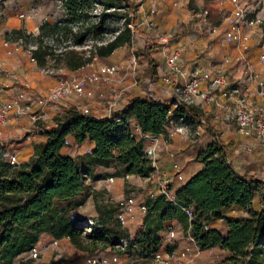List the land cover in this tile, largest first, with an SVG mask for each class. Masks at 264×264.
Wrapping results in <instances>:
<instances>
[{
    "label": "trees",
    "instance_id": "1",
    "mask_svg": "<svg viewBox=\"0 0 264 264\" xmlns=\"http://www.w3.org/2000/svg\"><path fill=\"white\" fill-rule=\"evenodd\" d=\"M96 3L101 6L98 14L92 11ZM62 7L68 19L65 25L47 17L38 27L37 47L31 51L38 66L50 54L41 40L44 35L64 32L73 37L74 44H79L85 35L102 33L109 17L122 19L123 26L109 41L94 45L92 56L104 62L116 50L132 43L131 25L136 23L140 3L63 0ZM70 21L90 23L83 31L81 28L73 31L66 25ZM12 33L16 41L24 34L21 29ZM158 45L147 42L142 49L149 77L154 80L159 60L151 54L158 52ZM66 55L67 68L72 71L85 67L91 60L79 57L73 49ZM62 113L55 117L54 126L42 132L44 140L33 146L28 161L8 162L7 151L0 144V264H14L17 258L24 257L43 233L69 240L83 255L113 249L127 239V247L118 252L146 258L159 250L161 232L174 223L185 234L190 233L201 251L213 248L224 251L221 264H264V197L261 208L255 209L253 181L234 170L229 163L228 148L220 138L196 156L202 166L175 191L177 204L158 191L153 197L145 196L142 230L135 238H130L117 217L119 204L96 206L98 216L93 220L71 217L70 212L85 202L88 196L85 179L86 176L96 179V167L115 164L124 175L150 177L152 167L144 156L145 142L138 136L136 126L142 134L157 135L166 133L165 126L171 117L201 124L199 108L192 104L174 106L173 98L160 101L137 96L119 111L120 122L83 115L73 106ZM68 137L77 143L90 142L91 153L68 155L65 144ZM149 186L153 187V179ZM184 209L190 210L191 217ZM172 249L173 246L166 245L164 250ZM21 264L46 263L28 258Z\"/></svg>",
    "mask_w": 264,
    "mask_h": 264
},
{
    "label": "crops",
    "instance_id": "2",
    "mask_svg": "<svg viewBox=\"0 0 264 264\" xmlns=\"http://www.w3.org/2000/svg\"><path fill=\"white\" fill-rule=\"evenodd\" d=\"M240 1L244 6L248 8L250 12L249 16L251 18H258L262 21V24L260 26L255 25L246 28L244 30V34L248 38L246 41V57L248 63L250 64L251 69L259 75V80L264 82V0ZM16 2L17 3H14L12 0H4L1 3L0 1V94L3 101L10 102L13 101L16 98L17 94H19L20 92L26 93L30 96L28 102L31 105L32 113H39V101L43 98V95H41L42 92L47 91L52 86V84H55L57 81L45 78L44 71H42L40 66L36 64L35 60H33L31 56L24 50L20 49L16 42L13 43L6 40L5 33H11V31L15 29H21L22 31L26 32H33L39 27V25L42 24V22L47 17L51 18V16H48L46 7L41 4L39 5V3L35 4V2L31 0H16ZM147 2L151 1L143 0L142 2H140V5H142L143 3L146 8L152 7L151 4L149 3L148 5ZM187 2L189 1L159 0L155 3L158 10H160L159 8H161L165 16L167 15L165 14V9L170 10L169 14L167 15L168 20L166 31L164 32L163 30H160L162 33H167L170 36V41L167 47L170 49L179 48L182 50V63L187 69H190L193 61L196 60L202 64H223L229 80L235 85H242L244 80L241 68L242 66L235 62L234 59L227 63L224 62V58L227 55L235 57L237 55V51L234 47H232V45L229 44L223 46L220 42L224 30L228 28V25L226 24L224 19L229 12L230 6L228 4L223 5L222 0H212V2L207 4V8L210 9L211 12L217 11L220 14L219 23L218 21L215 22L213 18L207 19L204 16L201 18L202 20L196 17L194 21H176V10H178L184 3L186 4ZM1 4H3V6ZM183 24L184 28H181ZM205 27H208L206 29L208 31V34L204 33ZM202 40L205 41L199 44V42H201ZM193 41H195L196 43V48H192L190 46V43ZM209 41L214 43V46H212ZM207 43L209 44L208 47ZM130 49H132L130 45L123 46L116 50L112 56L108 57L105 60V62L115 65L117 71L109 79H107V77H103V79L101 78L97 82L96 87L93 90H91V87H87V91L91 90L88 96H84L80 99L75 97L73 101H62L55 103L50 107H47V111L54 116H59V113H62L65 108L73 106L76 107V109L79 111H81L83 108H87L90 111L91 115L102 118L107 112L108 104L112 101V94L115 90L121 88L124 89V99L117 102L113 107V114L115 115H119V111L126 106L131 98L137 96H145L144 94L146 88L139 85H133L132 81L134 80V77L132 78V76L128 74V76L123 78L127 70V62L124 54L127 50ZM157 54H159L161 58L158 59L155 56ZM151 55L159 60L156 67L157 79H155L158 83L161 76L166 72L164 59L159 45L158 52H153ZM144 63L146 64V70L149 73L147 61ZM81 69L85 70L86 67H83ZM149 79L151 81H154V79H151L150 77ZM108 80H110L111 82H109ZM58 83L59 82H57L55 85H57ZM109 83L110 85H108ZM99 88H101L102 90L105 89V91H109L111 95L110 100H106V103L105 101L95 100V94L96 91L99 90ZM154 94L163 96L164 100L171 99L169 95L164 94L159 86L155 88ZM255 98L257 102L264 103V97L256 96ZM102 102L105 103V105ZM101 105L103 106L101 107ZM100 107L103 109L101 110ZM197 108H199L202 112L201 122L204 121V123L201 124L196 123L195 127L197 128V132H199L200 130L202 132L201 127H204L206 121L209 122V125H206V127H212V125L210 124V122H212L215 128L213 126V129H210V131L213 135H215L216 138L222 139L224 144H226L228 148V159L231 162L234 170L239 175L245 176L248 181L264 182V177H262L264 171H260V169L258 170V167H256L258 161L264 159V147L259 145L254 138L244 137L240 133L235 122L233 120H226L223 111H221L220 109H217L212 105L206 103H199ZM92 112L94 114H92ZM26 118V122L34 128L38 127L39 122H49V118L39 119L36 122H32L29 117ZM23 120H25V118H18L15 113H11L8 117L7 122L0 130V144H5V146L8 147L7 153L9 152L10 157L14 154L15 150L17 151L16 159L18 163L28 161L30 156L33 154V146L36 143L44 140V136L42 135L43 129H35V134L32 137L34 138L35 136H37L39 137V140L34 141L35 143L33 146L29 145V143H26L25 141H21L20 143L14 142L15 140L18 141L21 139L19 136L20 132L23 129ZM230 123H232L234 127ZM54 125L55 124H51L49 127L51 128ZM215 129L220 132L219 136ZM215 137L211 136V140L204 142L203 145H201V147L197 149V151H195L194 155H191L190 152L185 151L187 149L186 147H190V143L187 140L182 141L183 137L179 135V133L173 134V136L171 137V147L169 148V150L166 149L165 151H162L159 158L160 167L175 174L173 177V181L169 186L172 193H175V191L179 189L181 185L185 184L188 179L201 168L202 164L196 161V156L202 150H205L206 147L216 139ZM67 142V154L72 157L83 155L85 150L92 148V144L90 142L85 141L83 143H77L73 140L72 137H68ZM171 150L176 153L175 157L170 156ZM174 163L179 164L178 172L181 178L177 176L173 169ZM112 166L113 165H101L96 167V179L92 180L88 176V178L85 180V183L90 185L91 188H95L94 183H103L101 181L113 178V176H111L110 174L108 175L107 173L104 174L97 172V170L99 169L108 171ZM261 168H263L264 170V165L261 166ZM87 180L90 182L87 183ZM129 180L130 182L133 181L142 183V181H149L148 184L151 183L150 177H140L136 175H129L126 181ZM113 183L104 182V188H106L108 192L113 193V198L117 200V203L120 206L118 215H120L122 218V227L126 229L130 238L133 239L142 230L143 219L145 216V211L142 210V203L145 196L147 195V191L151 188V186H148L144 191H142V193L138 192L137 194H135L134 192H131L127 193L126 196H123V190L120 192V189L123 186L122 183L117 182L116 185H114ZM91 197L92 194L90 192L88 193L85 202L77 208L73 209L70 214H75V217L80 219H86L88 217L96 218L98 216L97 211L95 209L91 210L88 205L86 206V204H89V200ZM130 198L134 199V202L132 204H129L127 202L124 205L120 204L121 202H125ZM255 203L256 200L254 199V207ZM87 210H89V213L87 212ZM171 226L174 229L175 238H169L166 229L161 232V246L157 251L161 255L160 259L165 258L167 260V256L169 253L173 251H180L183 248L182 243L188 245L186 234L181 230L180 225L178 223H174ZM52 239H54V237H52L50 234L43 233L40 236V240L37 246L44 245L43 241L46 240H48L49 243ZM58 240V248L63 247V245L69 243L73 253L75 255L79 254L77 249H75L74 245L69 240ZM166 245L173 246L171 252L164 250ZM58 248H50L48 252H52V250ZM60 250L61 248L58 249V251ZM203 252L204 251H200V253ZM23 258L24 257L21 256L18 259ZM151 258L156 259L154 256H148L146 258L135 257L132 260V264H136L138 261H144ZM56 260H58V264H63V259H61L60 255L56 256ZM88 260H95V263H91ZM85 261L86 264H121L120 258L113 252L112 248H107V254L105 256L96 255L95 253L90 256L86 255Z\"/></svg>",
    "mask_w": 264,
    "mask_h": 264
},
{
    "label": "built area",
    "instance_id": "3",
    "mask_svg": "<svg viewBox=\"0 0 264 264\" xmlns=\"http://www.w3.org/2000/svg\"><path fill=\"white\" fill-rule=\"evenodd\" d=\"M222 4H228L230 6L229 12L225 17V22L228 28L224 30L221 37V44L223 46L232 45L237 51V55L232 57L227 55L224 58V62H230L235 60L242 67V74L244 76L242 85L233 84L226 72L223 64L212 65L202 64L199 61H193L190 69H187L181 58L182 50L179 48L170 49L167 47L170 36L167 33L158 31L155 22L151 19L145 21L147 37L150 40H155L162 52L166 72L160 78L158 83L150 82L146 87L145 97L153 100H164L163 96L155 95L154 91L159 86L164 94L169 95L174 100V106L178 104H192L198 106L199 103L210 104L213 107L223 111L226 120H233L238 127L240 133L246 138H254L255 141L264 147V103L257 102L256 96L264 97V82L259 80V75L255 73L248 63L246 57V41L247 36L244 34L246 28L261 25L262 21L258 18H251L250 12L246 6L242 4L240 0H222ZM142 5H140L141 8ZM208 13V10H204V15ZM206 18V17H205ZM192 48H196L195 41L190 43ZM138 61L135 54H132L127 63V70L124 74L125 78L128 74H134L137 71ZM117 68L115 65L107 62H97L91 69L71 73L63 77L59 83L55 86H51L46 96L40 99L39 113H32V108L29 101V95L26 93L17 94L13 101H3L0 94V130L7 122L11 113H15L18 118H26L32 122H36L39 119H47L49 113L47 107L64 101H73L74 98L86 97L90 94V91L96 87L97 82L103 77L109 79ZM132 74V75H133ZM111 82L110 80H108ZM138 81L134 79L133 85H137ZM204 85V88H203ZM87 87H91L90 91H87ZM124 99V89H117L112 94V101L108 104V109L103 119H109L111 121L120 122L121 117L113 114V107L119 101ZM83 115H91L87 108H83L80 111ZM191 116V115H190ZM189 116V117H190ZM178 120H184V117L178 118ZM175 118L169 119V124L165 126L166 134L160 133L157 135L142 134L139 127L136 126L138 136L145 142L144 156L149 160L152 167L150 178L153 179V187L147 191V196L153 197L155 191L160 192L166 197L167 200L175 203L174 193L171 192L169 186L173 181L175 174L164 170L159 165L160 152L164 148L171 146V137L179 129L174 125ZM201 123H204L202 121ZM68 145V142H65ZM16 153L8 159V162L16 163ZM91 149L85 150L84 154H90ZM170 156L175 157L176 153L170 151ZM231 164V162L229 161ZM173 169L177 176L181 178L179 174V164L174 163ZM124 178L129 175H124ZM114 178L106 179L101 182H113ZM132 204L133 198L128 199L125 202H121V205L125 203ZM142 210L145 208L142 206ZM185 212L191 217L189 209H184ZM72 218H76L75 214L71 215ZM118 218L122 222V218L118 215ZM92 225V221H89ZM90 230V228H87ZM169 238H175V232L172 226L167 229ZM188 245L181 249V253L177 254V251H173L168 254L166 263L171 259H178L183 257L186 263L191 262L199 253L200 249L197 246L195 239L186 233ZM173 243V241H172ZM59 244L58 239H52L49 243L42 246L35 245L24 256V259H36L40 258L43 254L50 250V248L56 247ZM128 245L127 239H123L116 245L115 248L123 251ZM191 255V258H186ZM156 259H160L161 255L158 252L151 254ZM91 263H95V260H88Z\"/></svg>",
    "mask_w": 264,
    "mask_h": 264
},
{
    "label": "rangeland",
    "instance_id": "4",
    "mask_svg": "<svg viewBox=\"0 0 264 264\" xmlns=\"http://www.w3.org/2000/svg\"><path fill=\"white\" fill-rule=\"evenodd\" d=\"M1 3L4 0H0ZM9 1V0H7ZM11 1V0H10ZM14 3H17L16 0H12ZM34 1L35 4L39 3V5H43L46 7V11L48 16H51V18L54 21H59L62 25H65V23H67L68 19L66 18L65 15V11L62 7V1L63 0H31ZM134 3H140L143 0H132ZM151 2H147V4L149 5V3L151 4L152 7L150 8H146V6L142 3L141 8L139 7V10H137L136 12V23L134 25H131L132 31H133V39H132V43L130 44V46L132 47V49L127 50L124 54V57L126 59V62L128 63V60L130 59L132 54H135L137 57V61H138V66H139V71H138V66H137V71L132 75V78L134 77V79H136L138 81L136 86H141V87H148L151 80L149 79V73L146 70V64L144 62L147 61V59L143 56L142 54V49L145 46V44L148 42H156L155 40H150L147 37V33H146V28H145V21L148 19H151L155 22L157 28L159 29L158 31H166V26H167V20H168V14L170 12V10L165 9V14H167L166 16L164 15V12H162L161 8H159L160 10H158V8L156 7V2L159 0H150ZM189 2H187L186 4L184 3L178 10H176V15H177V19L176 21L178 22H182L190 20V21H194L195 18H199L201 19L203 16L206 17L207 19L209 18H213V20L215 22L218 21L219 23V19H220V14L215 11V12H211L210 9L207 8V4L212 2V0H188ZM3 6V4H1ZM210 8V7H209ZM101 6L99 3H96V5L94 6V9H92L94 14H98L100 12ZM207 9L208 13L206 14V16L204 15V10ZM91 20V19H90ZM202 20V19H201ZM90 21L87 22H74V21H70L68 22V24H66L67 26L72 27L73 31H78V29H82V31L85 29V27L89 26ZM123 20L118 18V17H109L108 20L105 23V28L104 31L100 34H93L90 33L88 35H85L81 42L79 44H74L73 43V37L70 35H66L64 32L58 33V34H48V35H44L41 40L42 43L44 45V47H48V51H49V56H47L45 58V63L40 66V68L42 69V71H44V76L47 79L50 80H56L57 82H59L63 77L71 74V73H76V72H82L81 70H69L67 68L66 65V61H67V55L66 52H68L70 49H73L74 51L78 52L79 57H83L84 59H91L90 62L85 66L86 70H89L92 68L93 65H95L97 62H99V60L96 59V56H92V54L94 53V45H99L102 43H105L107 41H109L116 33L119 29L122 28L123 26ZM184 23V22H183ZM181 28H184V24L182 25ZM208 27L204 28V33L208 34V31L206 30ZM160 31V32H161ZM13 31H11V33H5V39L13 42V43H17V45L19 46L20 49L24 50L26 53H28L31 56V51L33 49H35L37 47V43H36V36L39 33L38 28L36 30H34L33 32H26L23 31V36L21 38H18L17 41L15 40V35H13L12 33ZM205 41V40H204ZM203 40L201 42H199V44L204 42ZM210 42V41H209ZM210 44L212 46H214V43L210 42ZM208 43H207V47H208ZM159 54L155 55L158 59L161 58ZM36 62V61H35ZM105 62V61H104ZM37 64V63H36ZM132 81V79H131ZM134 81V80H133ZM132 81V82H133ZM56 82V83H57ZM152 82H156V80L152 81ZM55 83V84H56ZM55 84H52V86H55ZM110 85V83L108 84ZM117 87V86H116ZM48 91V90H47ZM47 91H43L41 95H43V97L46 96ZM90 91V90H89ZM96 98L95 100H100V101H105L106 100H110V93L109 91H105L102 90L101 88H99V90L96 91ZM103 103V102H102ZM105 103H103L105 105ZM103 105H101L102 107ZM107 106V104H106ZM100 107V108H101ZM103 108H101L102 110ZM93 110V108H92ZM49 113V112H48ZM92 114H94L92 112ZM63 115V113H59V116ZM55 117L54 115L50 114L48 115L47 119L49 118V122H39L38 127L34 128L33 126L29 125L26 120L27 118H25L24 125L22 131L20 132V140L18 141H14V142H18L20 143L21 141H25L26 143H29V145L33 146L34 145V141H38L39 137L35 136L34 138L32 136H34L35 134V129H43V132L46 129H49L51 124H55ZM209 122H205L204 127H201V130L199 132H197V128L195 127L196 124L191 123L189 121L186 120H178L175 119L174 121V125L175 127H179L178 131H182V132H176L179 133V135H181L182 141L187 140L190 143V147H186L187 149L185 151L190 152L191 155H194L195 151H197V149H199L201 147V145H203L204 142L211 140V136H214L210 129H213V124L212 122H210V124L212 125V127H206V125ZM232 125V123H230ZM33 125V124H32ZM234 127V125H232ZM215 128V126H214ZM215 131L218 133V136L220 135V132L215 129ZM216 138V137H215ZM19 139V138H18ZM200 140V141H199ZM193 141V142H192ZM5 143V142H4ZM3 144V143H2ZM16 144V143H15ZM4 145V148L7 151V146ZM189 145V144H188ZM171 147V146H170ZM169 147V148H170ZM169 148H167L169 150ZM31 149V148H30ZM166 148H164L162 151H165ZM184 150V149H183ZM182 150V152H183ZM172 151V150H171ZM160 152V153H161ZM7 159H9L10 154L9 152L6 154ZM262 157V156H260ZM262 164V165H261ZM113 166L108 170H97L98 173H107L108 175L110 174L111 176H113L114 178V185H116V183H122V187L120 189V192L123 190V196H126L127 193H131L134 192L135 194H137L138 192L144 191L150 184L149 181H142L141 182H130L126 181L127 178H124V172L122 171V169L115 165L112 164ZM264 165V159L258 161L257 166L258 170L260 169V171H264L263 168H261V166ZM102 171V172H100ZM262 177H264V172ZM88 178V176H86V179ZM85 179V180H86ZM88 181V180H87ZM90 181H88L87 183H89ZM126 183V184H125ZM128 185V186H127ZM95 188H91L90 185L85 183V189L86 192L92 194V197L89 200V204H86V206L88 205V207L92 210L95 209L96 210V206H100V207H104L106 205H114L115 207L118 205L117 200L115 198H113V193L108 192L106 190L105 184L104 183H98L95 184L94 183ZM253 186L256 189L255 192V209H259L261 208L262 204H261V199L262 197H264V182L262 181H253ZM90 187V189H89ZM127 190V191H126ZM140 194V193H139ZM97 211V210H96ZM87 212L89 213V210H87ZM240 215V214H238ZM86 219H94L93 217H88ZM44 244L48 243V240L43 241ZM183 247H186L187 245L184 243H182ZM59 245L56 246V248H58ZM60 251H58V249H60ZM58 249H54L52 250V252H46L45 254H43L40 258H36L35 261L36 262H44L46 264H58V260H56V256L60 255L61 259H63V264H86V255L83 254H78L75 255L73 253V251L71 250V246L69 243H67L66 245H63V247H60ZM113 252L115 254H117V256L120 258V263L121 264H132V260L135 258L133 256H130L127 253H119L118 249L113 248L112 249ZM63 251V252H62ZM62 252V253H60ZM179 253H181V250L177 252V254L179 255ZM96 255H100V256H105L107 254V248L103 249V250H98L96 253ZM225 252L222 251L219 248H213L207 251H204L203 253H200L199 255H197L195 258H193V260L191 262L186 263L185 260L183 259V257H179L178 259H171L170 261H168V263H166V259H148V260H144V261H138L136 264H221L222 259L225 257ZM90 256V255H88ZM186 258H191V255L185 257ZM16 262H14V264H21V262L23 261L22 259H16Z\"/></svg>",
    "mask_w": 264,
    "mask_h": 264
}]
</instances>
